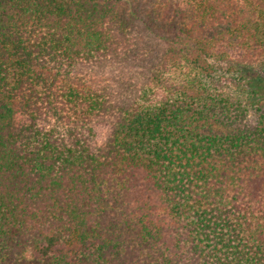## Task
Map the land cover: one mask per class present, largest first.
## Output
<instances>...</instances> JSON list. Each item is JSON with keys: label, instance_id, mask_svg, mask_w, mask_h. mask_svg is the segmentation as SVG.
<instances>
[{"label": "trees", "instance_id": "obj_1", "mask_svg": "<svg viewBox=\"0 0 264 264\" xmlns=\"http://www.w3.org/2000/svg\"><path fill=\"white\" fill-rule=\"evenodd\" d=\"M0 264H264V0H0Z\"/></svg>", "mask_w": 264, "mask_h": 264}, {"label": "rangeland", "instance_id": "obj_2", "mask_svg": "<svg viewBox=\"0 0 264 264\" xmlns=\"http://www.w3.org/2000/svg\"><path fill=\"white\" fill-rule=\"evenodd\" d=\"M241 85H236L232 81H223L221 83V89L225 95L232 99H238L242 98V100H245V96L241 92ZM244 97V98H243ZM253 113L250 112V116L252 117ZM94 131L96 133V137L99 141H102L107 134L109 133V124L107 122H95L93 124Z\"/></svg>", "mask_w": 264, "mask_h": 264}]
</instances>
